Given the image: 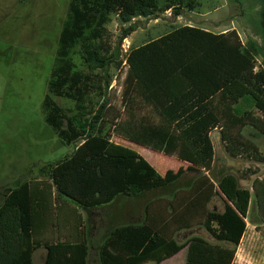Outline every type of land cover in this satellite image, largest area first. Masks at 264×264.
Segmentation results:
<instances>
[{
	"label": "trees",
	"instance_id": "obj_1",
	"mask_svg": "<svg viewBox=\"0 0 264 264\" xmlns=\"http://www.w3.org/2000/svg\"><path fill=\"white\" fill-rule=\"evenodd\" d=\"M199 7L197 0L69 1L42 112L63 144L77 146L41 169L46 180L6 190L0 204V264H34L33 254L41 248L44 264H88L89 244L82 234L61 240L66 225L76 226L77 235L82 225L65 205L93 210L120 197L155 192L166 193L168 220L146 215L141 224L113 228L96 247L98 264H160L184 249L185 264H235L252 197L264 230V176L253 180L250 191L233 175L216 185L205 175L214 162V131L230 157L264 165V148L244 135L250 129L264 137V60L258 65L261 50L254 41L243 43L234 30L216 34L181 26L129 48L121 115L111 126L106 121L107 69L120 66L106 34L112 17L124 27L164 13L177 18ZM131 31L124 30L122 38ZM76 48L81 69L72 57ZM51 96L74 102V111L58 107ZM92 96L102 98L101 104L94 107ZM112 136L187 167L160 175ZM215 195L223 199L222 212L207 208ZM195 218L202 219L214 244L200 237L184 243L174 238Z\"/></svg>",
	"mask_w": 264,
	"mask_h": 264
},
{
	"label": "rangeland",
	"instance_id": "obj_2",
	"mask_svg": "<svg viewBox=\"0 0 264 264\" xmlns=\"http://www.w3.org/2000/svg\"><path fill=\"white\" fill-rule=\"evenodd\" d=\"M69 1L0 0V204L7 189L26 181L46 180L40 175L41 169L45 165L55 164L68 157L77 146V144H63L54 131L46 125L42 112V102L47 94V82L56 60L59 35L67 20ZM197 1L200 5L197 11L184 12L177 18L170 13H164L149 19H135L130 25L120 27L116 18L112 17L110 23L106 25L108 45L114 49L117 61H120V66L117 68L112 65L107 69L111 84L104 93L103 99L109 101L106 121L110 126L121 115V99L127 72L124 58L129 48L139 47L174 28L192 26L216 34L234 30L243 43L252 40L258 45L261 50V56L257 60L258 65L264 60V0H262L263 7L258 0H241V4L234 0ZM127 28L132 31L127 38H122L123 31ZM76 52L77 48L72 51V57L80 68V60ZM51 99L63 110L74 111V102L53 96ZM103 99L92 96V105L95 107L101 104ZM244 135L255 142L260 149L264 148L263 136L250 129L245 131ZM211 138L214 162L211 173L205 175L214 185L223 176L233 175L241 187L251 191L253 180L264 176V165L230 157L220 142L218 131L212 132ZM111 141L122 142L114 136ZM132 148L140 151L135 146ZM142 153H144L143 158L160 175H164L168 170L177 171L180 167L184 169L187 167L174 157H167L149 149ZM180 187H186V184H180ZM165 197L166 193L155 192L137 200L133 197L129 199L133 200L130 202L135 206L136 203L140 205L143 202H157V200L164 202ZM121 198L111 204L114 209L117 207V212L122 211L117 205ZM223 205V199L215 195L207 208L210 211L222 212ZM84 216L91 244L88 264H98L94 246L99 244L97 233L101 234L104 231L100 222L101 216L96 213L87 216L84 214ZM245 222L246 231L236 248L234 263L264 264V230L257 216L253 197ZM97 227L99 232L96 233L94 230ZM191 237H200L209 243H215L202 227L201 218H195L192 227L178 233L176 240L184 243ZM185 256L186 250L162 264H183ZM44 258L45 251L39 249L33 254V263L44 264Z\"/></svg>",
	"mask_w": 264,
	"mask_h": 264
},
{
	"label": "crops",
	"instance_id": "obj_3",
	"mask_svg": "<svg viewBox=\"0 0 264 264\" xmlns=\"http://www.w3.org/2000/svg\"><path fill=\"white\" fill-rule=\"evenodd\" d=\"M205 31H207V30H205ZM121 141L122 142H120V143L115 142V144L122 145V146L127 147L131 150L134 149L132 147L135 146V147H137V149H140V151L134 149L135 152L143 158L144 153H142V151L147 150V148L129 143V142L124 141V140H121ZM147 195H149V194H147ZM140 197H143V196H140ZM140 197H136L135 199L137 200ZM130 201H133V200L126 198V197L121 198L120 202L117 204L119 207L122 208L121 212L116 211L117 207H115V209H114L113 206H111V204L113 205L114 202L109 204L111 208H109V205H108L106 207L103 206L102 208L100 207V208L93 209V210H81V209H77L74 206H71L69 204L65 205L66 206L65 211L67 213H71V211H73V210H74V212L76 211L77 214L76 213L75 214L80 216V218H81L80 222L82 223V225L80 228H78V232H79L78 235H77V230L75 229L76 226H74L72 229H69V228H67L68 225H66L65 229H63V231H61V234L63 233L61 240L66 239L69 241H73L74 238H77V237H79V235L81 236V234H82L83 238L88 241L89 247H91L90 240H89L88 233H87V224L85 221L86 219H85L84 214L87 216V215H91V214L96 213V215L101 216L100 222L103 224L102 226L104 227V229H103L104 231H102L101 234H99L100 232L98 231V227L95 228V230H94V232H96V233L99 232V233H97L98 234L97 236L99 237L98 238L99 243L102 241V239L105 237V235L110 230H112L113 228H115L117 226L129 225V224H135V225L141 224L146 219V215L150 219H154L157 221H159V220L161 221L162 219H164L165 221L168 220V211H167V205H166L165 201L161 202V201L157 200V202H148V203L143 202V203H140V205L138 203H136L135 206H132V204H131L132 202H130ZM115 203H117V202H115ZM161 204H162V206H161ZM67 219H68L69 224H72L71 219L69 217ZM99 225H101V224L99 223ZM182 231H185V230H182ZM182 231H180L178 233H181ZM178 233H176V235L174 236L175 239H176V236ZM47 237H51V234L48 233ZM97 246H98V244L94 247L96 248ZM41 249H43V248H41ZM184 250H182L180 252H183ZM177 255H175L174 257H176ZM174 257H172V258H174ZM172 258H170V259H172ZM170 259H168V260H170ZM166 261H164V262H166ZM164 262H162V263H164ZM162 263H160V264H162ZM183 264H185V262Z\"/></svg>",
	"mask_w": 264,
	"mask_h": 264
}]
</instances>
